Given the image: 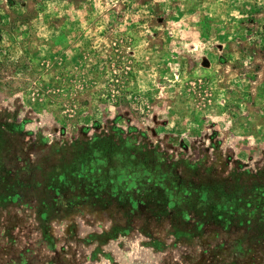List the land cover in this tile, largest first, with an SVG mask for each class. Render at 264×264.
<instances>
[{
	"label": "rangeland",
	"instance_id": "1",
	"mask_svg": "<svg viewBox=\"0 0 264 264\" xmlns=\"http://www.w3.org/2000/svg\"><path fill=\"white\" fill-rule=\"evenodd\" d=\"M0 264H264V0H0Z\"/></svg>",
	"mask_w": 264,
	"mask_h": 264
}]
</instances>
